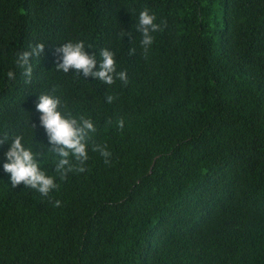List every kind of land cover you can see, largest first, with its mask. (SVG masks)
Here are the masks:
<instances>
[{
    "label": "trees",
    "instance_id": "trees-1",
    "mask_svg": "<svg viewBox=\"0 0 264 264\" xmlns=\"http://www.w3.org/2000/svg\"><path fill=\"white\" fill-rule=\"evenodd\" d=\"M144 9L162 29L147 57ZM80 40L96 71L113 51L128 83L56 71V49ZM40 43L28 83L16 53ZM45 93L96 127L87 171L63 181ZM16 135L56 177L49 197L13 188ZM0 141V264H264V0H0Z\"/></svg>",
    "mask_w": 264,
    "mask_h": 264
},
{
    "label": "clouds",
    "instance_id": "clouds-1",
    "mask_svg": "<svg viewBox=\"0 0 264 264\" xmlns=\"http://www.w3.org/2000/svg\"><path fill=\"white\" fill-rule=\"evenodd\" d=\"M156 17L150 14L148 9H144L139 13L136 31L141 36V46L143 48L145 57L154 42L153 33L161 31V26L157 24ZM121 38L125 35H132L131 33L122 32ZM92 45H87L91 48ZM44 43L37 44L31 47L30 51L16 53V65L24 69L23 75L27 78L26 82L30 83L33 76L32 59L40 58L44 52ZM58 54H62L57 63L56 71L69 73L75 70L77 77L80 73L85 78L93 77L103 83L111 86L117 80L123 84L128 83V75L124 70H117L115 53L107 48L100 50L101 61L99 62V71H96L97 58L95 55L90 56L86 51V45L83 40L76 42H67L56 49ZM130 55L136 54V49L133 47ZM9 80L15 79V73L9 71L7 73ZM112 96L108 97V102L111 103ZM67 106L63 104L59 96L41 94L39 102L36 105V110L41 113V126L46 130L49 137V143L52 147L48 150L49 153H55L59 159L56 161L55 171L60 180H66L71 172L84 173L87 171L83 165L89 160L87 138L90 132L94 133L96 127L92 120H80L70 118L69 113L66 116L61 108ZM33 125L31 128L33 129ZM119 127L123 129L124 121H119ZM7 141V135L4 136ZM3 142V141H0ZM93 151L100 153L106 165H111L112 153L106 148L96 146ZM7 162L4 163V171L10 174V180L13 188L23 184L27 188L33 189L40 193L43 197H49L50 193L59 188L56 183V177L49 176L42 170L40 163H38L39 153L33 151L32 148H26L24 144V137L16 135L11 139L9 150L5 153ZM78 162L79 167L73 165L72 160ZM55 207H60L61 202L56 201Z\"/></svg>",
    "mask_w": 264,
    "mask_h": 264
}]
</instances>
